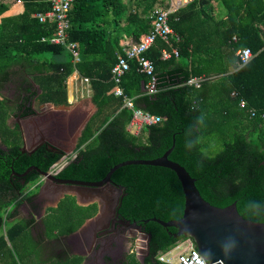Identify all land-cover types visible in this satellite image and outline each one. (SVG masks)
<instances>
[{
    "label": "trees",
    "instance_id": "trees-1",
    "mask_svg": "<svg viewBox=\"0 0 264 264\" xmlns=\"http://www.w3.org/2000/svg\"><path fill=\"white\" fill-rule=\"evenodd\" d=\"M15 1L24 6L19 21L8 18L0 25V96L9 83L13 84L15 99L21 101L18 111L29 104L21 117L36 112L33 100L37 105H67V79L77 72L89 81L96 107L81 133L77 157L57 174L58 178L100 181L112 167L125 161L161 157L174 138L168 159L188 172L206 202L218 208L236 203L244 219L264 223V121L249 114L250 109L264 111V36L260 29L264 26V0H193L170 15L169 24L179 36L178 41L172 40L178 57L161 60V50L167 47L156 41L145 53L154 65L156 93H147L149 78L131 61L119 85L123 97L111 93L115 87L111 70L118 57L124 56L120 30L140 42L151 27L147 17L152 4L141 14L127 13L124 0H74L67 43L76 44V59L63 45L41 42L54 36L55 27L50 21L40 23L33 15L47 12L49 0ZM215 5L223 15H216ZM6 9L0 4V15ZM119 22H123L122 28ZM244 48L250 49L253 58L228 74L231 66H237L235 52ZM25 60L32 72L24 74L12 68L22 66ZM202 76L205 80L199 88L185 85L189 79ZM31 83L38 89L32 90ZM124 97L132 100L135 109L161 118L158 125L141 131L144 142L142 136L127 131L132 111L125 107ZM242 100L243 107L239 105ZM3 101L0 118L5 124L9 105ZM3 138L4 146L11 145V134ZM217 147L220 150L216 151ZM63 156L48 144L32 153H21L17 143L0 147V264H19L2 231L8 227L5 236L11 243L14 236L23 239L26 228L21 224L7 226L4 214L13 202L25 197L27 186L39 176L30 172L17 178L12 172L23 174L30 167L48 172ZM111 180L124 188L119 217L141 225L150 235L149 255L142 263L133 256V264H165L158 261V255L187 237L174 238L175 230L150 219L168 222L181 218L184 197L175 173L161 167L130 165L117 169ZM76 209L84 219L96 206L85 212Z\"/></svg>",
    "mask_w": 264,
    "mask_h": 264
},
{
    "label": "crops",
    "instance_id": "crops-1",
    "mask_svg": "<svg viewBox=\"0 0 264 264\" xmlns=\"http://www.w3.org/2000/svg\"><path fill=\"white\" fill-rule=\"evenodd\" d=\"M126 2L128 10L131 9L128 1ZM0 4H3L7 8L5 12L0 15V25L4 19L8 18L19 21L18 19L24 11V6L21 1L0 0ZM150 4H152L150 8L151 10L160 7V5H156L153 3V1L150 3V0H141L140 7L137 6V9H133L132 11H137V13L143 14V10L145 11V9H149L146 7L150 6ZM133 8L135 7L133 6ZM215 9L218 14L223 15L221 8L215 5ZM36 15L37 14H34L33 17L36 18ZM119 26L122 28L123 22H119ZM109 29H112V26H110ZM260 29L263 31L264 36V26H261ZM120 33L121 36L119 39V45L123 51L129 46L138 43V41H136L133 36H128L123 29L120 30ZM12 68L14 70H21L24 74H26L27 71H33L29 62H26V60L23 62L22 66L15 65ZM236 69L237 66L236 68L231 66L229 68L228 74L233 73ZM9 71H11V68ZM216 77L220 76H213V78ZM202 78L205 80L203 76ZM69 79L70 83L67 82V105L55 106L50 103L37 105V103L33 100L32 108L35 109V107H38V110L35 109L36 112L33 115L21 117L23 109L29 105L26 104L23 106L24 108L22 110L18 111V115L16 116V120L12 126H10V116L6 118L4 125L8 127L10 131L12 130L10 140L11 145H7L8 147H11L13 143H17L20 146V151L21 149L31 150L36 146L42 145V143L45 141L57 150L63 152L66 157L72 153L73 156L76 153V148L83 131H80V124L82 122L81 118H84L85 115V111L78 103L80 102L78 100L79 92L84 89L89 99H91L92 92L89 81L84 82L83 78H81L77 72H74ZM9 85H11V91L16 92L15 86L11 83H9L5 89H7ZM31 86L32 90L38 89V86L34 83H31ZM21 96L24 97L25 94H22ZM16 98L18 99V97ZM14 106L17 108L21 107L20 99H15ZM8 115L10 114L8 113ZM3 137L4 136L0 134V147L5 149L7 146L2 144V140L4 139ZM64 158L65 157L62 159ZM62 159L60 160L61 162ZM63 166L64 163H61L59 166L52 168V172H57ZM45 180H42V178L38 179V183L40 184L37 187L38 191L35 194L28 193L32 192L33 189L32 185L31 187L30 185L27 186L25 197H23L21 200L13 202V204L4 214L5 222L7 226L11 228L18 224L24 225L26 228L25 237H30V239L28 238L30 244L27 245L26 241L23 245L24 239H21V243L19 244L20 247L23 245L21 251L24 253V258L28 260L26 264H85L84 255L82 253L73 251L70 248V244L72 240H77V238H79L78 236L81 234L80 232L85 227H88L89 223H92L95 220L100 210L99 202L90 199L88 192L77 190L76 187L66 188L64 186L54 184L51 181ZM56 188L60 190L59 194L54 193ZM50 190H53L52 193L49 192ZM37 197L39 199L38 201ZM65 197L72 198L74 200L73 203L75 202V208H80L85 212L87 209L95 205L96 211L92 214L89 213V215L84 217V219L77 217L79 220L75 227L72 228L71 225H69L71 227L69 228L71 231L67 232V228H65L64 230H61L60 234L58 228H53L50 225H46L45 217L52 211L58 210L60 203ZM96 203H98V205ZM7 228L8 227H6V229ZM6 229L3 228L2 235L5 237L7 245L12 250L13 245H16L18 236L11 238L10 243L5 236ZM54 237L56 238L53 239ZM31 245H33L34 248L36 247L37 251H35L33 247L31 248Z\"/></svg>",
    "mask_w": 264,
    "mask_h": 264
},
{
    "label": "water",
    "instance_id": "water-1",
    "mask_svg": "<svg viewBox=\"0 0 264 264\" xmlns=\"http://www.w3.org/2000/svg\"><path fill=\"white\" fill-rule=\"evenodd\" d=\"M143 89L144 85L142 83ZM39 146L31 150L21 149V153H32ZM49 148L57 150L50 144ZM173 148L174 138L171 148L161 157L152 160L125 161L112 167L106 176L97 182L59 179L50 171L42 172L37 167H30L23 174L15 172H12V174L17 178H24L30 172H36L40 178L51 180L57 185L66 188L76 187L77 190L88 192L89 198L98 201L100 205L99 214L93 221L98 223L102 219L112 217L117 213L121 199L124 196V188L114 184L111 180L112 174L117 169L130 165L169 169L175 173L182 188L184 197L183 214L181 218L168 222L155 218L150 219V221L165 229L175 230L172 234L174 238L185 236L191 239L198 254L209 264H264V223L244 219L238 213L236 203L225 208H218L206 202L197 190L195 180L190 177L188 172L179 164L168 159ZM148 221L144 222L147 223ZM126 224L139 233L142 232L141 226L135 222L128 221ZM133 237L135 238L136 235ZM136 238L138 241H144H139L136 244L142 248L136 249V253L149 252L150 235H137Z\"/></svg>",
    "mask_w": 264,
    "mask_h": 264
},
{
    "label": "built area",
    "instance_id": "built-area-1",
    "mask_svg": "<svg viewBox=\"0 0 264 264\" xmlns=\"http://www.w3.org/2000/svg\"><path fill=\"white\" fill-rule=\"evenodd\" d=\"M193 0H167L168 4L157 7L148 14L150 21V30L142 38V40L134 45L129 46L124 50V56H119L116 64L111 70L112 81L115 87L111 93L115 97H123V91L120 88L122 77L129 72L130 62H136L138 72L146 75L149 78L145 89L148 94L156 93V77L154 75L153 63L145 57V53L155 45L156 41L161 40L167 48L161 50V60H169L172 56L178 57L177 48L172 45V40L178 41L179 36L174 32L169 24V16L177 13L179 9L185 7ZM74 0H49L50 9L42 14H37L36 18L40 23L50 21L54 24L55 33L50 39H42L41 42H49L50 44L63 45L71 52L74 58L77 59V50L75 43H67L69 23V13L72 9ZM235 41L236 38H233ZM237 58V69L246 65L252 58L253 54L248 48L238 49L235 52ZM88 82L87 79H83ZM204 81L202 77L191 78L186 81L185 85L199 88ZM2 97L0 96V102ZM124 105L132 111V118L128 124L127 131L135 136L139 135L145 128L158 125L161 118L151 115L142 110L135 109L132 100L124 97ZM239 105L245 106L242 100ZM252 119H261L264 121V111L258 112L255 109L249 110ZM205 261L199 254L193 241L189 238L178 241L173 247L164 253L158 255V261L165 264H199V261Z\"/></svg>",
    "mask_w": 264,
    "mask_h": 264
},
{
    "label": "flooded vegetation",
    "instance_id": "flooded-vegetation-1",
    "mask_svg": "<svg viewBox=\"0 0 264 264\" xmlns=\"http://www.w3.org/2000/svg\"><path fill=\"white\" fill-rule=\"evenodd\" d=\"M9 114L11 115L10 108H9ZM44 144H48V143L44 141L42 145ZM72 154L68 155L67 157L64 155L63 156L65 157L64 166L57 172L51 174L57 176L59 172H61L71 161H73L77 157V151L73 156ZM39 178L40 177L38 176V179ZM42 180L45 179L42 178ZM45 181H51V180L46 179ZM39 184L40 183H38V180L34 182L32 184V189L34 188L37 189ZM52 191L53 190H50L49 192L52 193ZM54 193L59 194L60 190L56 188L54 190ZM38 200L39 199L37 197V201ZM96 204L98 205V203ZM126 222H128V220L121 219L119 215L116 213L114 216L108 218L106 217L101 221H99L98 223L97 222L89 223L88 227H85L80 232L81 234H79L78 236L79 238H77V240L71 241L70 248L73 251L82 253L84 255L85 264H123L124 262L127 261L128 256H130V252L133 250V248L136 245V243H133L132 240L133 236L136 235L137 237V235H145V236L149 235L147 233H144L143 230L141 233H139L136 229H133L130 226H128ZM136 237L135 239H137ZM148 255L149 252H144V256H142V260L145 256Z\"/></svg>",
    "mask_w": 264,
    "mask_h": 264
},
{
    "label": "rangeland",
    "instance_id": "rangeland-1",
    "mask_svg": "<svg viewBox=\"0 0 264 264\" xmlns=\"http://www.w3.org/2000/svg\"><path fill=\"white\" fill-rule=\"evenodd\" d=\"M126 1H128L129 6H131V9L128 10V13H130L133 9H137L136 5L137 4L140 5V2H141V0H124L126 5H127ZM143 1H145V0H143ZM146 1H149V0H146ZM154 3L156 5H160V6H164L165 4H168L167 0H156V2H154ZM133 6L135 8H133ZM215 13L217 15V12H215ZM45 55H46V57H50V54H45ZM69 78L67 79L68 83H70V79ZM1 95H2L3 100L6 101V103L9 105V108H10V111H11V115H8V116H10V118H11L10 126H12L13 123L15 122V120H16V116L18 115V109H17V107L14 106L15 98L17 96V93L14 92V91H11V85H9V87H7V89H5L1 93ZM78 100L80 101V102H78L79 105L85 111L84 118H81L82 122L80 124V131H82L84 126H85L84 124L88 123L89 118L95 113L96 108L92 104L91 99H89V97L87 96V93L85 92L84 89L79 92ZM35 109L38 110V107H35ZM1 111H3V109ZM0 134L4 135L5 138H9V136L11 134V132H9L8 129L5 127L4 122H3V120L1 118H0ZM139 136L143 137L141 139H142V142H144L145 135L139 134ZM218 150H220V147L216 148V151H218ZM216 151H214V152H216ZM205 153H208V152L205 151ZM30 187H31V185H30ZM37 191H38V189L34 188L32 190V192H30V194H35V193H37ZM73 201L74 200L72 198L65 197L62 200V202L60 203V206H59L58 210L52 211L50 214L46 215V217H45L46 225H48V226L50 225L53 228H58L59 230H64L65 228H67V230H70L69 229V227H70L69 225H71V227L74 228L75 225L77 224L78 220H79V218H77V217H80V214H79L80 212H78V210L74 207L75 202L73 203ZM28 238L30 239L29 236L28 237L24 236L23 245H24V243L26 241H27V245L30 244L29 241H28ZM55 238L56 237H54L53 239H55ZM132 240H133V243H136V244L139 243V241H141V240L138 241L134 237H133ZM20 243H21V238H17L16 245L15 246L13 245L12 251L14 252L16 261H18L19 264H22V263L26 264L28 262V260H26L24 258L23 252L21 251V248L23 247V245L20 247V245H19ZM32 247H33V245H31V248ZM15 249H16L17 253L15 252ZM136 249L138 250V249H142V248H140L138 245H135L133 250L130 252V256H128L127 261H126V262H129V264H133L134 263L133 262L134 261L133 256L140 263H142V256H144V253L143 252L142 253L139 252L137 254L136 253ZM34 250L37 251V248L35 247ZM20 261L21 262L23 261V262L21 263ZM70 261H72V260H70Z\"/></svg>",
    "mask_w": 264,
    "mask_h": 264
},
{
    "label": "clouds",
    "instance_id": "clouds-1",
    "mask_svg": "<svg viewBox=\"0 0 264 264\" xmlns=\"http://www.w3.org/2000/svg\"><path fill=\"white\" fill-rule=\"evenodd\" d=\"M62 158H63V157H62ZM62 158H61V159H62ZM61 159H60V160H61ZM60 160H59V161H60ZM59 161H58V162H59ZM58 162H57V163H58ZM60 162H61V161H60ZM60 162H59V163H60ZM59 163H58V164H59ZM61 163H65V158L62 159V162H61ZM61 163H60V164H61ZM58 164L55 165V166L53 165V166H54V167H57V166L60 165V164H59V165H58ZM53 166H52V168H54ZM52 168L50 169L51 171H50V170H49V171H50L51 173H54V172H52ZM55 172H56V171H55ZM199 264H205V261L201 260V261H199Z\"/></svg>",
    "mask_w": 264,
    "mask_h": 264
}]
</instances>
